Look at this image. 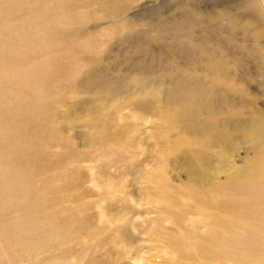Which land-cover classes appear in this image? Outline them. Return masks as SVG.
Returning a JSON list of instances; mask_svg holds the SVG:
<instances>
[{
  "label": "rangeland",
  "instance_id": "1",
  "mask_svg": "<svg viewBox=\"0 0 264 264\" xmlns=\"http://www.w3.org/2000/svg\"><path fill=\"white\" fill-rule=\"evenodd\" d=\"M183 1L0 0V79L5 68L14 75L22 69L31 90L14 91L0 80V127L7 129L0 186L10 172L20 179L8 189L15 193L8 196L6 226L17 196L26 195L36 209L47 207L46 215L67 217L71 255L96 257L101 264H226L217 243L223 237L230 241L231 264H261L263 243L251 237L242 242L215 225L232 230L236 217L185 194L194 178L214 187L235 175V167L243 174L245 146L231 134L239 122L229 100L212 102L206 114L233 137L232 144L206 156L212 131L196 133L202 141H192L166 127L168 117L155 104L147 111L114 104L127 103L140 87L166 93L173 85L197 87L195 80L219 95L207 56L214 50L212 22H201L207 14L202 8L200 15L188 11L185 17ZM189 13L194 17L184 25ZM241 32L253 41L258 35ZM38 64L34 74L27 72ZM243 94L238 106L248 104L255 91ZM258 103L255 97L252 104ZM103 105L111 109L102 112ZM26 260L18 264L34 261Z\"/></svg>",
  "mask_w": 264,
  "mask_h": 264
},
{
  "label": "bare ground",
  "instance_id": "2",
  "mask_svg": "<svg viewBox=\"0 0 264 264\" xmlns=\"http://www.w3.org/2000/svg\"><path fill=\"white\" fill-rule=\"evenodd\" d=\"M201 8L207 10V14L200 17L201 22H212L213 26L211 32L214 35V50L207 56L212 62L210 69L213 75L212 88L221 89L217 93L219 95H212L214 92L206 91L202 81L195 80V83H198L197 87L182 85L184 88H181V85H173L171 91L166 93L155 88L149 90L140 87L131 93L130 99L126 100L127 103L115 102L114 104L143 108L146 111L148 106L152 109L155 104L156 110L163 111V114L168 117L165 126L171 129L178 128L181 134L192 141L194 139L202 141L197 138L196 133L212 131L206 138L209 147L202 153L206 156L210 154L211 149H217L222 153L226 145L232 144L228 141L233 137L225 136L220 131L221 128L217 129L215 121H209L206 114L208 112L206 108H210L212 102L229 100L228 103L233 107L230 113L239 122L230 128L231 134L236 138L240 137L245 146V155L241 158L243 174H240L235 167V175L228 174V177L214 187L202 185L205 182L202 179L198 184V180L194 178L189 180L191 184L185 194L191 193L204 208L214 207L218 211L225 212V216H229L230 219L236 217V221L231 224L232 230H222L219 222L215 224L222 231L221 234L244 238L242 242L248 237L256 238V241L264 244V188H262L264 184V82H261L264 80V0H186L181 2V10L186 11L183 13L185 17L188 16V11L194 16L200 15ZM191 14L183 22L184 25H189L186 22L190 17H194ZM241 27H243L241 31L258 33L254 41L240 31ZM202 42L205 43L204 40ZM85 45L88 51L94 48L91 42H86ZM40 67L38 64L27 72L34 74ZM7 71L8 68H5L6 74L0 79L1 81L5 80L14 91L23 92L25 89L31 91L23 84L22 69L16 75L11 70ZM191 79L188 82L191 83ZM193 79L198 78L193 77ZM250 89L255 91V94L251 95L252 99L248 101V104L238 106L236 100L245 99L243 93L249 92ZM203 92H206L205 97L197 99ZM33 94L34 91H32ZM255 97L259 99L258 107L252 104V102L255 103ZM109 109H111L110 105L101 107L102 112ZM241 113H245V116ZM87 126L96 127L93 122H89ZM6 131L7 129L0 127V146L6 138ZM216 135H220V138L216 139ZM102 138H105L104 135ZM28 159L29 155L23 161L28 163ZM10 173L8 182L0 186V189L5 192L0 197V234L6 240L8 239L7 250H2V241H0V252L2 251L3 254L0 255V264H18L24 259L34 260L31 264H101L96 257L89 259L88 255H71L67 217L62 216L58 221L56 216L46 215L44 210H47V207L41 206L36 209L26 195L17 196L19 202L12 208L11 223L6 226L4 223L7 222L4 218L8 216L6 214L8 196L11 197L15 193L8 189L17 188L20 181L19 177ZM199 174L202 177H208L205 173ZM225 190H231L229 197L223 195ZM48 200L51 203V199ZM19 216L22 218L16 219ZM62 231L64 235H61ZM217 243L221 244L219 257L226 264H231L232 259L229 258L231 250L228 248L230 241L223 237ZM260 250H264V245L260 246ZM48 251H51L52 255H44ZM260 262L264 264V257Z\"/></svg>",
  "mask_w": 264,
  "mask_h": 264
}]
</instances>
